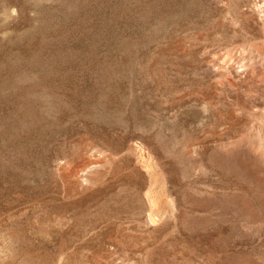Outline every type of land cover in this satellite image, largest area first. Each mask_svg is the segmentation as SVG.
Segmentation results:
<instances>
[{
    "label": "rangeland",
    "instance_id": "rangeland-1",
    "mask_svg": "<svg viewBox=\"0 0 264 264\" xmlns=\"http://www.w3.org/2000/svg\"><path fill=\"white\" fill-rule=\"evenodd\" d=\"M0 264H264V0H0Z\"/></svg>",
    "mask_w": 264,
    "mask_h": 264
},
{
    "label": "bare ground",
    "instance_id": "bare-ground-1",
    "mask_svg": "<svg viewBox=\"0 0 264 264\" xmlns=\"http://www.w3.org/2000/svg\"><path fill=\"white\" fill-rule=\"evenodd\" d=\"M154 217H155V216L153 215V212H150V214H149V219H150V221L153 222V223L156 222V220H155Z\"/></svg>",
    "mask_w": 264,
    "mask_h": 264
}]
</instances>
